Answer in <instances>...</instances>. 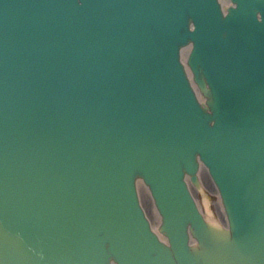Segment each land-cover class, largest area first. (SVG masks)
<instances>
[{"label": "water", "instance_id": "1", "mask_svg": "<svg viewBox=\"0 0 264 264\" xmlns=\"http://www.w3.org/2000/svg\"><path fill=\"white\" fill-rule=\"evenodd\" d=\"M232 1L0 0V264H264V0Z\"/></svg>", "mask_w": 264, "mask_h": 264}, {"label": "bare ground", "instance_id": "2", "mask_svg": "<svg viewBox=\"0 0 264 264\" xmlns=\"http://www.w3.org/2000/svg\"><path fill=\"white\" fill-rule=\"evenodd\" d=\"M219 2L223 5V7L226 9L227 5L230 3V0H219ZM191 49V44L188 45V46H184L181 50V54H182V57H183V60L186 59L187 57V54L188 52L190 51ZM186 66V69H187V72L190 76V78H192V72L190 71V69ZM195 89H196V93H197V96L198 98L201 100V101H206V97L204 96V93L202 92L201 89H199V87L196 88L195 84L193 83ZM200 164V167L198 169V182H193L190 174H186V178L189 180L190 182V185L193 189V192L195 194V197L198 201V204H199V198H198V195L196 194V191L197 189H201L205 192V187L207 185L206 183V178H209L211 181H212V184L214 185V188H215V192L218 193L219 195V201H218V205H219V213L222 215L221 218H218L216 216V214L211 210L210 208V203H208L207 201V205L208 206V211L205 212V219L206 221L214 226L215 228L217 227V229L219 230H222V224L221 222L225 223L226 222V210H225V205L222 201V197H221V190H220V187H219V184H217L215 178L212 176L211 172H209V169L207 167L204 166V164L201 162H199ZM211 184V185H212ZM208 186V185H207ZM137 187H138V190L140 192V197H141V201L142 203H144V198L141 196L142 193L144 194H147L149 196V200L150 202H152V205L154 207V209L157 211L156 213L158 214V219H159V223L161 222V213L160 211L158 210V208L155 206L154 204V197L152 196V191L151 189H149V184L145 183L144 179L143 178H140L137 182ZM210 199V198H209ZM223 210V211H222ZM153 225L157 226L155 223H153ZM191 233V231H189ZM193 237L191 236V242H193Z\"/></svg>", "mask_w": 264, "mask_h": 264}, {"label": "rangeland", "instance_id": "3", "mask_svg": "<svg viewBox=\"0 0 264 264\" xmlns=\"http://www.w3.org/2000/svg\"><path fill=\"white\" fill-rule=\"evenodd\" d=\"M206 183L208 186L206 185L205 192L201 189L200 190L197 189L196 191L202 210L204 212L208 211V206H209L207 205V201H208V203H210L211 205L210 206L211 210L216 214L218 218H221L222 215L219 213L220 208L218 205L219 195L218 193L215 192L214 185L212 184V181L209 178H206ZM141 196L144 198L143 205L149 215V218L153 221V223L158 225L159 224L158 214L156 213L157 211L154 209L152 202H150L149 196L144 193H142ZM221 224H223V222H221Z\"/></svg>", "mask_w": 264, "mask_h": 264}]
</instances>
